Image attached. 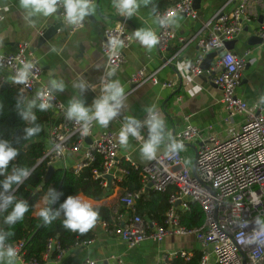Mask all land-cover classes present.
<instances>
[{
	"label": "built area",
	"instance_id": "1",
	"mask_svg": "<svg viewBox=\"0 0 264 264\" xmlns=\"http://www.w3.org/2000/svg\"><path fill=\"white\" fill-rule=\"evenodd\" d=\"M259 9L264 11V0H239L231 13H216L201 29L203 34L208 32L198 39L202 54L193 62L186 63L193 77L206 75L211 83L220 88L221 102L228 118L237 115L245 117L238 131L230 137L220 139L209 136L201 143L195 158V174L186 166L181 151L175 154H167L166 151L156 155L153 160H147L142 166L136 164L129 156L121 159L120 144L112 131H105L93 139L91 144L88 143L95 121L89 125V134L82 135L81 124L66 118L67 107L52 91L54 100L49 110L53 117L46 128V151L42 162H47L51 167L58 164V167L64 170L72 169L75 174H80L100 157L101 171L95 170L93 178L99 181L103 188L110 189L118 186L126 174L120 167L121 160L130 163L140 172L142 189L138 192L124 191L119 199L118 207L126 214L118 215L117 222L111 229H107V225L101 222L105 230L125 243L128 251L135 250L146 241L160 245L169 236L194 237L202 252L200 264H264V231L255 223L257 217H264V105L254 112L245 100L237 96V88L240 86L242 72L251 51H246L241 57L233 51L224 50L209 69L202 67L205 55L224 49L227 41L237 40L245 25L258 18ZM62 11L59 9L58 13L63 23ZM165 13L171 14L172 19L179 14L193 20L198 17L194 0H173V4L158 12L156 18ZM127 20L125 17L117 26L105 31L102 52L107 62L102 76L106 75L108 70H116L126 62L125 51L133 43V37L127 29ZM3 21V8L0 7V25ZM63 27L73 35L85 27V20L78 27L66 26L64 23ZM256 34L264 40V17ZM157 37L161 54L174 41L179 40L184 45L187 44L185 40L178 38L170 24L160 25ZM113 40L122 42L115 55L111 54L110 48V42ZM26 61L34 65L33 76L28 86H17L22 93L33 97L35 92L47 86L42 83L43 68L30 43H22L15 53L0 54V71L4 77H10ZM168 65L170 61L164 60L162 67ZM159 70L150 74L141 70L133 74L130 78L131 86L140 87L151 83L173 90L174 83L159 82ZM177 100H182V97H177ZM119 118L120 116L116 119ZM184 119L189 124V118ZM200 134L201 131L197 127L189 124L178 131L174 138L185 145L194 141ZM56 145H60L62 151H57ZM71 160H74L72 164ZM108 175L114 178L110 186ZM149 192L171 193L165 226L158 225L138 212V201ZM193 205L202 209L204 223L199 228L188 229L181 224V215L191 212ZM90 243H77L76 247ZM14 247L18 251L20 262L39 264L25 261L22 243H17ZM54 252H57L55 259L60 260L66 251L61 248L58 240L50 239L45 259L53 258ZM178 255L190 260L193 251L180 250L163 254L158 264H169V260ZM82 264H97V261L86 259ZM108 264L126 263L121 256L111 255Z\"/></svg>",
	"mask_w": 264,
	"mask_h": 264
},
{
	"label": "crops",
	"instance_id": "2",
	"mask_svg": "<svg viewBox=\"0 0 264 264\" xmlns=\"http://www.w3.org/2000/svg\"><path fill=\"white\" fill-rule=\"evenodd\" d=\"M94 2L96 10L91 14L93 20L86 17L85 27L82 30L70 35L63 27L52 40L38 46V40L46 26L53 22H62L59 13L48 18H35V25L29 27L22 19L19 0H0L4 16V21L0 25V54L15 53L19 45L24 42L30 43L32 51L39 57L43 68L42 83L51 89L50 79L52 77H62L66 81L64 91L51 90L66 107L72 96L82 98L87 106H91L99 95L98 84L107 62L102 52L105 31L114 28L125 18L118 15L113 7V0H94ZM140 2L141 6L137 13L130 18L127 17V29L133 37V43L125 51L126 62L115 70V75L112 77V79H119L125 87L127 94L125 107L119 114L120 118L110 122L107 127L95 122L89 140L92 141L105 131H112L116 134L118 141L119 130L128 115H133L143 121L147 115L146 108L155 105L156 110L166 122V130L173 138L178 131L189 124L201 131L199 137L185 144L181 150L184 157L192 152L196 158L198 148L209 136L226 139L238 131L245 120L243 115L228 118L221 102L220 88L211 83L206 75L193 77L186 67L187 62H193L202 54L198 39L199 36L202 37L208 33L207 31L205 34L201 33L203 25L220 11L231 13L239 0H194L197 19L193 20L179 14L173 18L175 23L170 24V28L178 38L185 40L187 44L184 45L179 40L174 41L162 54L157 44L151 49L142 46L135 39L133 32L144 28L151 29L157 35L160 32V25L156 14L169 8L173 0H149L147 5L143 3V0ZM258 14L256 20L245 25L232 50L234 54L241 57L246 51H251L242 72L240 86L237 88V96L245 100L254 112L264 105V41H260L256 34L263 20L264 11L259 9ZM53 48L56 49L55 52L52 51ZM208 55L210 53L205 55L203 64ZM215 59L211 61L210 66ZM164 60L170 61V65L162 67ZM141 70H145L148 74L159 70L157 73L159 82L174 83V89L155 86L151 83L131 87V76ZM8 78V76L4 77V82L12 84ZM81 80L96 85L97 90L93 91L89 88L81 93L78 88L74 87ZM197 85L200 90L195 94H190ZM179 96L182 97L180 101L177 100ZM185 117L189 118V124L186 123ZM147 135V129H142V137L146 139ZM141 143L142 140L130 137L127 148L120 146L119 157L124 159L129 156L140 166L146 164L147 160L141 157L139 151ZM166 151L162 144L157 155ZM73 162L74 160H71L70 164ZM55 167L57 168L58 164ZM111 189L112 195L100 201H95L80 193L77 194L89 200L94 207L105 206L116 210L124 189L119 186ZM42 198L38 199L32 213L33 216H37L38 209L45 206ZM123 214L126 212L124 211ZM93 228L96 236L90 244L66 251L60 260L45 259L44 264H82L86 259L96 260L97 264H108L111 255L121 256L126 264H158L163 254L180 250L193 251L199 248L194 237L169 236L160 245L146 241L135 250L128 251L125 243L105 230L101 222L96 223ZM20 264L25 263L20 262Z\"/></svg>",
	"mask_w": 264,
	"mask_h": 264
},
{
	"label": "clouds",
	"instance_id": "3",
	"mask_svg": "<svg viewBox=\"0 0 264 264\" xmlns=\"http://www.w3.org/2000/svg\"><path fill=\"white\" fill-rule=\"evenodd\" d=\"M149 0H143L147 5ZM140 0H113V7L119 16L132 17L139 7ZM19 8L22 13V19L29 27L35 25V18L52 17L62 9V19L66 26L78 27L86 17L93 14L96 10L94 0H19ZM157 22L164 26L175 23L172 15L165 13L157 17ZM135 39L148 49L153 48L158 37L151 29L140 28L133 32ZM122 44L119 41H111V54H117L118 47ZM56 51V49H52ZM34 65L26 61L21 67L15 70L8 80L15 85L28 86L30 78L33 76ZM115 75V68L108 70L106 75L101 77L99 84V95L94 99L91 106H87L82 98L72 96L69 100L65 116L68 120L81 124V134H89V125L95 121L100 126L107 127L110 122L115 120L125 107L127 94L125 87L119 79H112ZM51 89L45 87L35 92L30 100H25L22 96L17 98L16 111L19 117L28 125L23 132V140L27 141L37 136L41 132V126L37 123L36 112H45L52 107L54 96L52 89L56 92H62L66 88V81L62 77H52L50 79ZM81 93L91 88L97 90L96 85L89 84L88 81L81 80L74 85ZM23 90V89H22ZM199 86H195L190 94L198 92ZM146 118L142 121L133 115H128L118 133V142L122 148H127L130 137L142 140L139 151L145 160L156 158L157 151L163 144L167 154H175L181 151L184 145L177 139L173 138L170 132L166 130V122L161 114L156 110L155 105L146 108ZM148 131L147 138L142 137V129ZM57 151H62L60 145H56ZM19 150L12 146L7 140H0V214L6 225L11 228L19 221L23 220L25 214L29 211V204L25 199L17 198L14 194L20 185L33 173L29 167H13L9 171V164L18 156ZM59 193L54 188H49L44 195L43 207L37 211V215L43 222V225H50L61 214L64 219L62 225L64 228L81 234L88 232L96 223L99 216L98 210L93 204L80 196L69 195L60 203L59 208L54 209V205L60 198ZM257 227L264 231V217H257L255 220ZM246 226V225H244ZM12 233L0 230V264H20V257L17 249L11 244L6 243Z\"/></svg>",
	"mask_w": 264,
	"mask_h": 264
},
{
	"label": "trees",
	"instance_id": "4",
	"mask_svg": "<svg viewBox=\"0 0 264 264\" xmlns=\"http://www.w3.org/2000/svg\"><path fill=\"white\" fill-rule=\"evenodd\" d=\"M19 96H22L25 100L32 98L22 93L17 85L4 82V75L0 71V140L9 141L12 146L19 150L16 159L9 164V171L13 167H29L33 169L29 179L20 185L14 193L17 198L25 199L28 202L29 211L25 214L23 220L11 228L4 223L3 215H6V213L0 214V230L12 233L6 243L12 246L17 243L23 244V256L26 262L44 264L48 240H58L61 248L68 251L75 248L77 243H88L94 240L96 232L93 227L83 234L64 228L62 225L64 219L62 214L50 225H43L40 217L32 214L38 199L44 197L49 188L56 189L61 195L52 207L57 209L60 203L69 195L80 193L90 199L100 201L110 197L113 191L110 188H103L99 181L93 178L95 170L101 171L102 159L100 157L80 174H75L72 169L64 170L61 167L56 168L53 166L55 172L48 181H45L51 166L41 160L46 151V128L53 115L50 110L45 112L37 111V123L42 130L30 140H23L24 129L31 125L25 123L17 114L16 104ZM120 167L126 171V174L123 176L122 181L118 183V186L127 192L140 191L143 184L139 170H135L130 163L124 160H121ZM0 179H3V177L0 176ZM170 195V192H149L148 195L138 201V212L158 225L165 226ZM95 208L99 212L96 223H105L107 229H111L117 222V216L124 212L121 207H118L120 210L118 208L116 210L109 209L105 206H97ZM203 223L204 214L199 206L193 205L191 212L181 215V224L188 229L199 228ZM201 256L202 252L198 248L193 250V257L190 260L178 255L169 260L168 263L200 264ZM55 257H57V252L53 253V258Z\"/></svg>",
	"mask_w": 264,
	"mask_h": 264
},
{
	"label": "water",
	"instance_id": "5",
	"mask_svg": "<svg viewBox=\"0 0 264 264\" xmlns=\"http://www.w3.org/2000/svg\"><path fill=\"white\" fill-rule=\"evenodd\" d=\"M88 18L90 20H93L92 15L88 16ZM62 28H63V23L62 22H60V23L53 22V23L47 25L46 28L43 30V32H42V34H41V36H40V38L38 40L39 41L38 42V46L44 45L46 42H49L50 40H52ZM259 40L260 41H264L261 38H259ZM236 42H237L236 40L227 41L224 44V49L219 50L217 52L210 53V55H208L205 63L203 64V69H205V70L209 69V66L211 65V61L213 59L217 58V56H219L221 53H223L224 50L232 51L234 49V47H235ZM131 87H134V86L132 85ZM87 142L91 144V140L88 139ZM54 172H55V168L50 167L45 181H48V179L51 177V175ZM192 172H193V174L196 173V163L195 162H194L193 167H192ZM113 179L114 178H113L112 175H108L107 176V180L109 182V186L111 185ZM149 187H150V185H149Z\"/></svg>",
	"mask_w": 264,
	"mask_h": 264
},
{
	"label": "rangeland",
	"instance_id": "6",
	"mask_svg": "<svg viewBox=\"0 0 264 264\" xmlns=\"http://www.w3.org/2000/svg\"><path fill=\"white\" fill-rule=\"evenodd\" d=\"M195 160V154L191 152V154H187L185 157V164L189 169H192V166L194 164ZM118 208V207H117ZM120 210V208H118ZM211 264V263H210Z\"/></svg>",
	"mask_w": 264,
	"mask_h": 264
}]
</instances>
